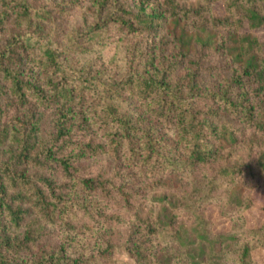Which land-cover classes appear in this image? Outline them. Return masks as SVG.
<instances>
[{
	"label": "rangeland",
	"instance_id": "obj_1",
	"mask_svg": "<svg viewBox=\"0 0 264 264\" xmlns=\"http://www.w3.org/2000/svg\"><path fill=\"white\" fill-rule=\"evenodd\" d=\"M28 3L35 9L47 10V18L27 19L13 11L5 16L6 11L1 9L0 18H4V22L0 25V49L25 41L39 52L56 50L61 53L59 61L67 73L76 77L87 68L94 75L106 73L120 78L128 70L149 61L152 70L164 72L172 85L191 95L199 119H208L216 130L230 124L232 130V138L227 140L230 141L228 148H217L208 160L193 166L187 161L186 146L178 135V120L160 117L152 109L149 98L125 93L124 109L156 131L160 141L157 157L162 159L161 154L169 153L179 159H174L171 166L165 165L162 170L159 166L153 167L152 162L141 168L132 154L122 147L117 158L106 152L79 160L74 174L107 180L110 191L105 194L99 189L92 194H82L85 199L93 198L103 204L107 218L103 216L101 220L107 225L94 224L92 218L73 223L77 227L88 225L92 230L82 236L73 234L71 254L99 259L100 264H242L243 250L249 246L252 264H264V170L259 165L261 158L264 164V126L260 125L264 124V80L255 71L234 62L226 50L230 42H225L234 32L240 36L251 34L260 44L256 47L259 48L256 50L258 57L264 60V25L252 28L245 18L248 10L234 14L228 10L227 1L213 0L211 13L226 19L228 24L215 27L209 21L213 44L207 48L194 43L187 52L181 50L168 30L172 26L170 13L178 11L184 15L185 10L201 6L199 15L192 11L188 14L192 16L186 20L188 28L198 30L205 22L204 17L210 18V14L203 16L204 8L209 7L204 0H119L120 7L139 14L143 21L154 13L159 17L150 24L137 21L136 30L132 31L122 30L119 24H110L93 39L90 27L96 22V16L91 10V0H28ZM242 3L246 9L264 12V0H242ZM205 32L206 39L211 33ZM26 66L27 75L41 78L50 70L30 61ZM236 78L243 84L232 89L229 95H237L240 99L247 97L249 107L253 108L251 121L245 113H231L206 96L210 91L225 90L228 82ZM194 86L200 88L199 96H194ZM0 101V134L4 127L12 130L20 119L29 118L32 113H35V121L41 120L45 133L51 131L54 108L33 102L20 105L16 101H6L4 96ZM91 101L92 97H88L83 108L78 110L84 109L87 122L92 126L88 134L80 132L75 140L104 144L110 150V140L104 129L97 127L96 118L91 114L90 107L94 105ZM256 121H260L259 125ZM10 133L11 136L15 134ZM206 136L214 144L217 142L210 131ZM71 143L67 145L74 148ZM136 145H143V142L136 139ZM7 154V148L1 147L0 158H6ZM226 167L237 168L236 175H220ZM59 177L60 182L66 180L64 172H60ZM176 178L181 188H165L159 184V180ZM170 191L180 197L187 196L192 209L176 212L173 230L179 229L178 237L167 229H163L165 235L161 229L152 235L140 222V217L145 218L152 208L160 210L155 197ZM75 193L78 195L79 191ZM26 221H37L35 227L45 224L35 213ZM45 233L42 242L24 252L21 259L26 264H32L53 248L62 247L67 237L58 224H46Z\"/></svg>",
	"mask_w": 264,
	"mask_h": 264
},
{
	"label": "trees",
	"instance_id": "obj_2",
	"mask_svg": "<svg viewBox=\"0 0 264 264\" xmlns=\"http://www.w3.org/2000/svg\"><path fill=\"white\" fill-rule=\"evenodd\" d=\"M204 1L209 7L204 8L203 16L210 14V18L204 17L205 22L198 30L188 28L186 20L192 16L188 15L192 11L199 15L201 6L185 10L184 15L178 11H170L172 26L168 30L183 51L189 52L188 47L194 43L207 48L213 44L214 35L209 30V21L215 27L228 24L226 19L217 18L211 13L213 0ZM225 1L228 10L234 14L248 10L245 18L252 28L264 25V12L246 9L242 0ZM118 4L119 0H91V10L95 11L96 16V22L90 27L91 39L110 24H119L122 30L132 31L136 30L137 21L150 24L159 17L154 13L150 19L143 21L139 14L135 15ZM1 9L6 11L5 16L9 15L8 11H13L27 19L33 16L46 19L48 15L47 10L35 9L28 0H0ZM3 22L4 18H0V25ZM205 31L211 33L206 39L203 37ZM227 41L231 45L226 50L233 61L245 66L247 70L255 71L264 80V67L261 68L264 60L260 61L256 52L259 50L256 47L260 45L258 40L251 34L240 36L234 32L225 42ZM60 54L51 49L39 52L25 41L0 49V98L4 96L6 101H16L20 105H30L33 102L34 105L52 107L55 113L52 129L47 131L49 133H45L41 120L35 121V113H32L29 118L20 119L17 127L12 130L4 127L0 134V148L5 147L8 150L7 157L0 158V264H26L21 257L24 252L32 250L42 242L46 234V224L60 225L67 237L62 247L45 252L42 258L34 260L32 264H100L99 259L73 256L70 246L76 233L82 236L92 230L88 225H74L79 220L92 218L94 224L107 225L101 220L106 216L103 204L93 198L85 199L82 194H92L99 189L109 194V183L107 180L75 175L73 170H77L76 163L87 155L106 152L117 158L122 147L132 154L133 160L141 168L152 162L153 167L159 166V170H162L165 165L171 166L174 159H179L169 153L161 154L162 159L157 157L160 155L157 133L124 109L125 93L149 98L152 109L160 117L178 120V135L186 146L187 161L193 166L208 160L217 148H228L230 141L227 140L232 138L230 124L216 130L208 119H199L194 111L195 105L191 103V95L172 85L164 72L152 70L149 61H145L139 68L128 70L120 78L106 73L94 75L87 68L82 69L80 76L76 77L67 73L63 63L59 61ZM29 61L39 68L50 70L43 78L27 75L26 63ZM242 84L240 78L232 79L225 90L210 91L206 96L231 113H245L251 121L253 108L249 107L247 97L240 99L237 95H229L232 89ZM192 90L194 96L201 93L197 86L192 87ZM88 97H92L91 102L94 103L90 111L96 118L97 127L104 129L110 140V150L104 144L80 143L75 140L80 132L88 134L92 126L87 122L84 109L78 110L79 107L83 108ZM1 107L0 104V111ZM256 123L259 125L260 121ZM207 131L217 141L215 144L206 136ZM10 132L15 134L11 136ZM136 139L141 140L143 145H136ZM68 142H72L75 147L68 146ZM259 163L264 170L263 158L259 159ZM60 172H64V182H60ZM236 172L237 168L226 167L219 174L234 177ZM159 184L165 188L182 187L177 178L159 180ZM78 191L77 195L75 192ZM155 201L160 204V210L152 208L145 218L140 217V222L148 227L152 235L157 234L159 229L165 235L163 229H167L170 234L178 237L179 229L173 230L176 212L180 209H192L189 198L180 197L170 191L156 196ZM32 213L43 218L45 224L35 227L37 221L28 223L26 220ZM242 264H252L249 246L243 250Z\"/></svg>",
	"mask_w": 264,
	"mask_h": 264
}]
</instances>
